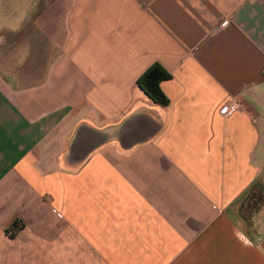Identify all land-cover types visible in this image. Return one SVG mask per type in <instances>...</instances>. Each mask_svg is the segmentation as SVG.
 Masks as SVG:
<instances>
[{"label":"crops","instance_id":"obj_1","mask_svg":"<svg viewBox=\"0 0 264 264\" xmlns=\"http://www.w3.org/2000/svg\"><path fill=\"white\" fill-rule=\"evenodd\" d=\"M28 13L0 33V264H264V0Z\"/></svg>","mask_w":264,"mask_h":264},{"label":"trees","instance_id":"obj_2","mask_svg":"<svg viewBox=\"0 0 264 264\" xmlns=\"http://www.w3.org/2000/svg\"><path fill=\"white\" fill-rule=\"evenodd\" d=\"M170 76V71H168L160 62L154 61L138 75L136 83L153 101L167 104L168 97L163 92L160 82ZM23 225V220L16 218L8 227H6L5 230L8 234L13 235Z\"/></svg>","mask_w":264,"mask_h":264},{"label":"rangeland","instance_id":"obj_3","mask_svg":"<svg viewBox=\"0 0 264 264\" xmlns=\"http://www.w3.org/2000/svg\"><path fill=\"white\" fill-rule=\"evenodd\" d=\"M31 4L33 5V0H0V33L2 34L5 33L4 28L6 27V24L8 23L7 20L12 22L15 29L23 28V27H20L19 24L22 23L24 19L26 18V14L28 13L29 8L32 6ZM32 12L33 10L29 12L28 14H31ZM259 191H261L260 194H259ZM254 192L257 198L259 197L264 198V189L261 190L256 187L254 188ZM248 206L250 205L247 204V207Z\"/></svg>","mask_w":264,"mask_h":264},{"label":"built area","instance_id":"obj_4","mask_svg":"<svg viewBox=\"0 0 264 264\" xmlns=\"http://www.w3.org/2000/svg\"><path fill=\"white\" fill-rule=\"evenodd\" d=\"M223 109H226V107H224Z\"/></svg>","mask_w":264,"mask_h":264}]
</instances>
